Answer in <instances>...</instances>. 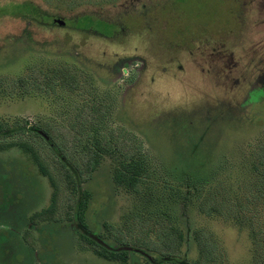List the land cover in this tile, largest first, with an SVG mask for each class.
Wrapping results in <instances>:
<instances>
[{
  "label": "rangeland",
  "instance_id": "374dc122",
  "mask_svg": "<svg viewBox=\"0 0 264 264\" xmlns=\"http://www.w3.org/2000/svg\"><path fill=\"white\" fill-rule=\"evenodd\" d=\"M25 1L0 0V120L26 128L22 135L28 132L26 141L36 148L30 129L47 139L43 127L60 130L71 140L73 159L90 151L94 130L85 126L100 129L104 116L109 139L112 128L115 137L135 134L152 159L146 185L133 192L114 181L122 156H103L81 183L90 192L88 235L126 249L125 264H162L166 257L121 244L108 228L131 232L128 224L141 225L143 218L144 229L157 230L156 215L165 211L167 226L184 234L174 264L204 262L197 229L216 240V264H264L251 224L207 216L199 202L186 206L177 198L178 191H193L188 182L222 184L229 201L238 202L256 178L264 144V0H31L55 25L14 15ZM63 66L74 89L33 82ZM23 75L27 86L16 81ZM44 137L38 151L55 175L54 197L30 147L0 137V264H122L99 257L80 239L76 202Z\"/></svg>",
  "mask_w": 264,
  "mask_h": 264
},
{
  "label": "trees",
  "instance_id": "16d2710c",
  "mask_svg": "<svg viewBox=\"0 0 264 264\" xmlns=\"http://www.w3.org/2000/svg\"><path fill=\"white\" fill-rule=\"evenodd\" d=\"M16 9L17 12H15L14 15L28 18L39 25L56 24L54 19H52L53 15L43 10L31 0L18 4ZM87 16L88 15H83L81 17L86 18ZM77 22L78 18L76 19V24H78ZM78 26H80V29L84 30L80 23ZM63 68H65V66L56 68L53 74L41 72L39 76L33 77V82L41 88L53 84L74 89L78 85L75 84L74 87H68L66 85L64 78H67V74L62 71ZM73 77L77 78L75 75ZM29 79V76L23 75L19 76L16 81L21 86H27L29 84ZM43 79H45V83H47L44 86L39 84ZM52 87L54 88L55 86ZM82 110L83 108H81L79 112H82ZM79 116L80 114H77L76 119H78ZM103 122L104 116L103 119L98 120L99 125L102 124L100 129H97L95 126H85L84 129L94 130L93 134H88V142H90L89 147H91L90 151L79 157H76L75 153L73 159H68L70 154L67 152L71 140H67V135L60 130H58L60 133L56 131L52 132V129L43 127L44 132L48 136L47 139L40 134L39 128L30 129V131H33L32 134L37 144L36 148L35 146L31 147L29 142L26 141L27 137H25V135H28V132L22 135L24 131H26V128L21 132V128H18V126L14 127L9 122L0 120V137H16L13 139L12 145L16 146V144H18L30 147L32 153L31 157L38 162L40 168L52 182L54 197L57 189L55 175L52 174L42 154L38 151L41 145L38 138L44 137V139H46V142L49 143L50 148L54 152V161L58 166L57 171L61 173L69 195L73 197L76 202V206H74V204L72 209H74V217L79 228L78 233L80 239L87 242L99 257L125 264L129 258V252L126 249L107 247L88 235L86 211L90 200V192L84 189L81 183L86 182L89 176L97 169L103 161L104 155L114 153L123 158L119 164L115 165L113 170L116 186L124 187L133 192H140L139 189L146 185L152 174L153 165L151 163V157L144 151L143 142L139 140L135 134L129 137L123 135V138H121V135L115 137L114 128H112L110 131L111 138L109 139V136L102 131ZM69 132L72 133L70 130ZM79 138L80 136L78 134H74L72 141L76 142ZM261 145L262 147L258 155V165L255 166L254 169V171L256 170V178L246 187L247 196L245 199L239 200L238 202L229 201L230 198H227L226 190H220L222 187L220 185L222 184L219 186L217 185V187L213 189L207 188L205 184L195 188L191 186L188 181L187 187L193 188V191L191 192L188 190L189 192L186 194H183L182 190L178 191L179 196L177 198L186 206L195 205L199 202V210L207 216H212L217 213L225 215L228 220L234 221L237 224H243L245 221L251 224L254 231L253 236L255 240L261 244L262 248L259 247L260 250L264 252V144ZM185 176H187V180L193 178L187 174ZM180 183L182 185L185 184L182 180ZM156 216V220L154 221L158 228L157 230L146 229V227L144 229V226L148 224V222H144L143 218L139 219L141 225H137L136 222H126V224L129 223L128 226L133 230L131 232H125L124 230H117L115 228H108V230H110L113 237H115L114 239L121 244H135L145 247L151 253H157L160 257L163 256L168 259L162 261V264H174V261H176L181 254L179 248L184 239L183 231L174 225L173 228L167 226L165 216L170 218L167 212L157 213ZM150 219L152 220V218ZM136 228L139 230L135 231ZM151 234L155 237H152ZM194 241L199 248L198 256L204 259V262L199 261L196 262V264H216L215 261L218 258L219 252H217L218 244L213 236L207 231L197 229L194 232Z\"/></svg>",
  "mask_w": 264,
  "mask_h": 264
},
{
  "label": "water",
  "instance_id": "95a60500",
  "mask_svg": "<svg viewBox=\"0 0 264 264\" xmlns=\"http://www.w3.org/2000/svg\"><path fill=\"white\" fill-rule=\"evenodd\" d=\"M56 21L61 24V25H65V22L63 20H60V19H56Z\"/></svg>",
  "mask_w": 264,
  "mask_h": 264
}]
</instances>
